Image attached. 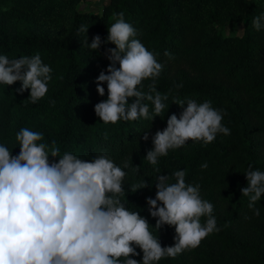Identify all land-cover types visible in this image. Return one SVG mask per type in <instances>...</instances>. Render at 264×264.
<instances>
[{"label": "trees", "instance_id": "1", "mask_svg": "<svg viewBox=\"0 0 264 264\" xmlns=\"http://www.w3.org/2000/svg\"><path fill=\"white\" fill-rule=\"evenodd\" d=\"M84 1L0 0V55L18 58L39 53L53 68L49 92L37 104L28 99L29 92L16 93L20 82L0 84V143L18 154L15 134L29 127L44 132L47 142L55 139L61 153L90 159L107 149L118 164L128 159L140 172L129 174L126 188L143 178L154 185L156 173L144 159L153 145L151 139L140 138L142 133L155 134L166 127L168 116L182 112L173 98L211 100L213 107L226 111L222 123L231 134H218L206 146L190 141L170 150L158 167L169 175L186 169L187 182L199 183L202 197L213 203L221 230L198 248L159 264H264V196L255 205L260 210L256 217L241 192L247 186L244 172L250 164L264 171V29L252 26L253 18L264 13V0H104L100 10L79 9ZM119 12L164 65L156 86L161 93L171 92L164 113L153 122L104 125L94 113V105L106 98L98 95L95 78L110 62L89 52L85 34L78 29L82 24L89 27V43L97 34L106 39L113 13ZM106 47L115 45H102L101 53ZM144 83L147 91L151 81ZM180 83L183 87L177 89ZM204 163L206 169L201 168ZM150 195L155 198L154 187L136 193L126 190L124 199L155 225L158 218L146 208L145 197ZM152 230L162 246L175 243L173 227ZM142 255L134 258L141 260Z\"/></svg>", "mask_w": 264, "mask_h": 264}, {"label": "clouds", "instance_id": "2", "mask_svg": "<svg viewBox=\"0 0 264 264\" xmlns=\"http://www.w3.org/2000/svg\"><path fill=\"white\" fill-rule=\"evenodd\" d=\"M112 20L106 39L97 34L89 43V27L82 24L78 29L85 34L89 52L102 54L110 62L95 78L98 95L106 98L94 105V113L104 125L153 122L164 113L171 92L161 93L156 86L164 65L157 59L159 54L137 38V29L123 12L113 13ZM252 26L264 29V13L253 18ZM110 44L115 47L101 53L102 45ZM164 55L173 58L168 51ZM52 73L39 53L18 58L0 55V84L20 82L16 93L29 92L32 104L48 94ZM145 81H151L147 91ZM173 100L182 112L168 116L162 130L155 134L147 130L140 137L145 142L151 139L153 145L144 159L156 173L154 185L143 178L126 188L129 174L140 172L128 159L118 164L107 149L90 159L70 151L61 153L55 139L47 142L44 132L29 127L15 134L18 154L0 143V264H159L198 248L202 240L219 232L214 205L202 197L201 185L187 182L186 169L169 175L160 172L158 164L170 150L190 141L206 146L218 134L230 135V128L222 123L226 111L213 107L211 100ZM51 103L55 105L54 100ZM104 139L108 140L107 132ZM207 167V163L201 165ZM244 173L247 186L241 188L242 195L259 217L255 205L264 196V171L250 164ZM152 187L155 198L150 195L145 200L149 215L158 218L155 225L124 199L126 190L136 193ZM165 226L175 230L173 245L162 246L152 230L159 232ZM141 252L142 259H135Z\"/></svg>", "mask_w": 264, "mask_h": 264}, {"label": "rangeland", "instance_id": "3", "mask_svg": "<svg viewBox=\"0 0 264 264\" xmlns=\"http://www.w3.org/2000/svg\"><path fill=\"white\" fill-rule=\"evenodd\" d=\"M104 0H86L78 5L79 9L100 10Z\"/></svg>", "mask_w": 264, "mask_h": 264}]
</instances>
